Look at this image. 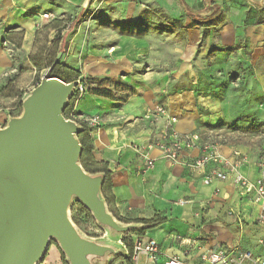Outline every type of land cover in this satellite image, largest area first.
<instances>
[{"label":"rangeland","instance_id":"1","mask_svg":"<svg viewBox=\"0 0 264 264\" xmlns=\"http://www.w3.org/2000/svg\"><path fill=\"white\" fill-rule=\"evenodd\" d=\"M220 5L221 15L204 25L187 18L177 0H107V6L103 0H93L61 15L35 7L23 13L33 19L41 17L29 56H21L17 44L5 38L11 20L0 18V43L14 63L0 78V107L10 115L7 125L11 119L23 118L24 103L33 98L39 78L43 80L53 66H61L73 84L65 105L76 95L80 100L93 94L89 87L101 84L118 98L153 95V102L165 104L168 110L171 99L180 100V109L194 117V130L204 141L263 137L264 25L245 24L250 5L246 0H220ZM189 47L193 48L191 56ZM152 59H156L153 64ZM127 101L117 100L114 105ZM89 116L76 110L73 119L79 123L72 121L81 126ZM90 128L93 133L98 130ZM80 157L76 159L80 168L85 171L83 162L88 175L99 174L96 170L103 165L93 152ZM109 196L110 191L103 194L101 187L99 197L107 203ZM70 198L68 215L79 235L104 242L110 252H116V244L105 243H114L121 231L100 223L77 194ZM51 242L59 243L55 236ZM123 242L127 244L124 238Z\"/></svg>","mask_w":264,"mask_h":264},{"label":"crops","instance_id":"2","mask_svg":"<svg viewBox=\"0 0 264 264\" xmlns=\"http://www.w3.org/2000/svg\"><path fill=\"white\" fill-rule=\"evenodd\" d=\"M92 1L0 0V18L8 19L7 22L11 20L5 31V38L17 44L21 56H29L37 35V20L40 22L41 17H25V11L42 7L55 15H61ZM182 1L195 11H201V15L208 14L207 10H203L202 0ZM213 1L220 5V0ZM246 1L250 4L249 7L257 3L264 4V0ZM177 3L186 17L191 19L181 0H177ZM103 6H107V0H103ZM195 32L199 34L198 29ZM21 39L23 42L20 48ZM189 49L191 56L193 48ZM155 60L152 59L150 63L153 64ZM188 60L186 58L184 63L188 64ZM13 66V59L0 43V78ZM127 100L128 96L124 102ZM115 101L117 100L86 94L75 105V110L83 114H100L103 118L101 126L92 136L93 155L98 163L107 165L112 172L110 195L113 201L105 202L107 211L120 225L129 227L120 232L114 243H105L113 247L116 244V252H108L103 257L91 255L90 263L125 264L129 244H125L123 238L131 239L134 244L136 239L142 237L155 239L159 243L161 255L179 257L186 264H197L204 252L219 247H228L236 252H252V260L242 263L235 261L231 264H259L256 263L257 260L264 259V222L259 220L260 208L254 202V194H243L233 182L232 173L227 180H214L205 184L208 169L189 164L201 154L199 145L184 150L180 163H172L163 156L160 148L153 145L146 151L154 159V165L148 167L147 157L142 152H137L134 146L148 147L164 130L167 118L155 121L147 112L157 104H165L153 102V95H141L137 100H128L122 106L114 105ZM181 104L177 99L169 102V116L177 117L173 128L181 135L198 133L194 130V117L183 112ZM9 118L8 111L0 107V129L7 126ZM248 138L243 142L228 140L215 144L232 162L241 160V172L255 181L261 176L260 160L264 157V136ZM201 140L204 142L202 137ZM236 151L240 152L239 156H235ZM97 175L103 176L102 173ZM138 232L142 234L139 235ZM107 233L110 234L109 230ZM134 263L152 264L144 254L134 260ZM39 264L72 262L64 253L60 242H51Z\"/></svg>","mask_w":264,"mask_h":264},{"label":"water","instance_id":"3","mask_svg":"<svg viewBox=\"0 0 264 264\" xmlns=\"http://www.w3.org/2000/svg\"><path fill=\"white\" fill-rule=\"evenodd\" d=\"M72 88L46 75L24 103L23 118L0 129V264H39L52 236L72 264H91V255L110 252L75 229L67 209L73 193L100 223L119 231L129 228L99 197L103 176H90L76 163L81 127L63 115Z\"/></svg>","mask_w":264,"mask_h":264},{"label":"built area","instance_id":"4","mask_svg":"<svg viewBox=\"0 0 264 264\" xmlns=\"http://www.w3.org/2000/svg\"><path fill=\"white\" fill-rule=\"evenodd\" d=\"M44 16L47 18L49 14L45 13ZM48 74L45 73L42 79ZM78 87L83 91L84 87L82 84L78 85ZM147 115L155 121L162 117H166L168 120L164 130L159 136H156L154 143L148 147L134 146L137 152H142L147 157L148 167L154 165V159L150 158L146 151L153 145L160 148L163 156L172 163H180V158L184 150L192 149L199 145L201 154L189 164L193 167L208 169V173L204 179L205 184H210L214 180H227L229 174L232 173L233 182L240 188L243 194H254V202L260 208L259 220L264 222V157L260 160L261 176L255 181H251L241 172V160L232 162L219 151L217 144L208 141L203 142L198 133L179 134L173 128V125L177 122V117L169 116L168 110L164 105H155L148 110ZM83 120H85V123L89 127L95 129H98L102 124V118L97 114L91 115ZM234 154L235 156H239L240 152L236 151ZM142 254L146 255L152 264H186L179 257L161 255L159 243L155 239H144L140 237L134 241L133 259L136 260ZM252 258L253 254L250 251L236 252L228 247H219L204 252L197 264H231L235 261L242 263L245 260H252ZM256 263L264 264V259L257 260Z\"/></svg>","mask_w":264,"mask_h":264},{"label":"trees","instance_id":"5","mask_svg":"<svg viewBox=\"0 0 264 264\" xmlns=\"http://www.w3.org/2000/svg\"><path fill=\"white\" fill-rule=\"evenodd\" d=\"M203 2V10H207L208 14L206 15H201L200 12L201 11H195L193 8L189 7L187 4H185L184 1L181 0V3L183 5V8L186 10L187 15L189 17H191L192 21L195 22L196 24H206L209 23L215 19H217L223 9L221 8L220 5L214 3L213 0H202ZM245 24L246 25H250V26H257V25H264V4H255L252 7H249L248 10L246 11V17H245ZM23 33H21L22 35ZM73 72V71H72ZM50 75L53 76H57L60 79L64 80L65 82H72V80L64 75L63 73V67L61 66H53L51 69V72L49 73ZM76 76L79 77L80 74L76 73ZM76 77V78H77ZM96 80V79H95ZM39 82H40V78H39ZM131 92H134V89H128ZM89 92L95 94V95H99V96H103V97H107V98H111L114 100H125L123 99V97H116L113 93L112 90L106 88V87H102L101 84L94 86V87H89ZM129 95H126V97ZM125 97V98H126ZM72 101L69 102L68 105H66L64 111H63V115L66 117V119H71L73 120V114L76 112L75 110V104L77 99V95L75 97H72ZM76 123H79V121H75ZM81 124V130L77 133V138L81 144L82 147V152H81V159L82 156L84 154V152H89L90 155H92L93 152V129L90 128L87 124L85 123H80ZM83 168L85 169V171L89 172V170L86 168V165L82 162ZM103 167L99 170H96L98 173H102L103 174V185H102V192L103 194L106 193V190L108 189L109 191H111L112 188V181H111V176H112V172L108 169L107 165L102 164ZM108 203L113 201V197H111V195L109 197H107L106 200ZM131 239H128L127 237L124 238V241L129 244L130 246V250L128 251V254L125 256V264H135L134 263V259H133V244L130 245L131 243L128 242Z\"/></svg>","mask_w":264,"mask_h":264},{"label":"bare ground","instance_id":"6","mask_svg":"<svg viewBox=\"0 0 264 264\" xmlns=\"http://www.w3.org/2000/svg\"><path fill=\"white\" fill-rule=\"evenodd\" d=\"M69 214V213H68ZM65 215H67V212H65Z\"/></svg>","mask_w":264,"mask_h":264}]
</instances>
